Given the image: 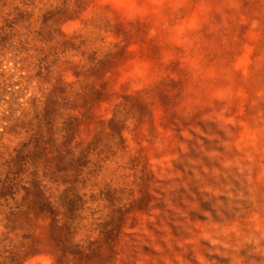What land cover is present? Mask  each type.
Returning <instances> with one entry per match:
<instances>
[{
	"label": "clouds",
	"instance_id": "clouds-1",
	"mask_svg": "<svg viewBox=\"0 0 264 264\" xmlns=\"http://www.w3.org/2000/svg\"><path fill=\"white\" fill-rule=\"evenodd\" d=\"M0 253L264 264V0H0Z\"/></svg>",
	"mask_w": 264,
	"mask_h": 264
},
{
	"label": "rangeland",
	"instance_id": "rangeland-1",
	"mask_svg": "<svg viewBox=\"0 0 264 264\" xmlns=\"http://www.w3.org/2000/svg\"><path fill=\"white\" fill-rule=\"evenodd\" d=\"M25 15H26V13L17 10V14H16V16L13 18V23H15L17 20L23 19V18L25 17ZM9 26H10V25H9ZM59 236H60V238H61V240H62V233L59 234ZM53 246H54V249H55L57 252H59V251H60V248H61L62 245H61V244H58V243H54ZM4 251H8V249H4ZM0 255H2V253H0Z\"/></svg>",
	"mask_w": 264,
	"mask_h": 264
}]
</instances>
